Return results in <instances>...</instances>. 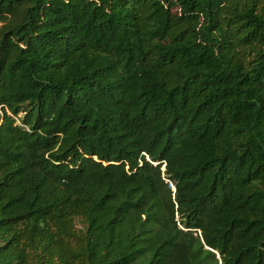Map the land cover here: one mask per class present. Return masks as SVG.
Instances as JSON below:
<instances>
[{
  "label": "trees",
  "instance_id": "trees-1",
  "mask_svg": "<svg viewBox=\"0 0 264 264\" xmlns=\"http://www.w3.org/2000/svg\"><path fill=\"white\" fill-rule=\"evenodd\" d=\"M0 264H264V0H0Z\"/></svg>",
  "mask_w": 264,
  "mask_h": 264
}]
</instances>
